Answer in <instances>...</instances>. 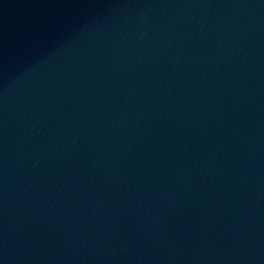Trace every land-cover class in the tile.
<instances>
[{"label":"water","instance_id":"obj_1","mask_svg":"<svg viewBox=\"0 0 264 264\" xmlns=\"http://www.w3.org/2000/svg\"><path fill=\"white\" fill-rule=\"evenodd\" d=\"M82 264H264V0H135Z\"/></svg>","mask_w":264,"mask_h":264}]
</instances>
